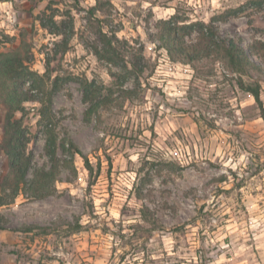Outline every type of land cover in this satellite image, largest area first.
Segmentation results:
<instances>
[{"label": "rangeland", "instance_id": "374dc122", "mask_svg": "<svg viewBox=\"0 0 264 264\" xmlns=\"http://www.w3.org/2000/svg\"><path fill=\"white\" fill-rule=\"evenodd\" d=\"M103 3L100 23L88 14L96 0H0V53L25 39L26 65L43 75L50 63L64 79L52 101L58 176L48 196L22 192L0 207V264H264V63L258 58L261 68L243 75L216 58L194 68L172 61L156 38L157 22L178 13L191 22L216 18L221 34L249 49L264 43V0ZM98 27L132 47L125 62L97 58ZM239 78L261 86V104ZM86 81L99 91L92 103ZM24 109L31 180L51 167L48 122L39 103ZM4 119L0 102V184L8 172Z\"/></svg>", "mask_w": 264, "mask_h": 264}, {"label": "trees", "instance_id": "16d2710c", "mask_svg": "<svg viewBox=\"0 0 264 264\" xmlns=\"http://www.w3.org/2000/svg\"><path fill=\"white\" fill-rule=\"evenodd\" d=\"M72 1L77 4V0ZM104 9L103 0H96V4L88 10L90 21L94 20L101 23L103 19L98 18V14ZM241 10L239 8L237 11L240 12ZM39 20L42 28L51 30L45 25L43 18ZM215 21H217L216 18L209 23L191 22L178 13L167 20H159L156 24L158 49L166 51L172 61L188 64L194 68L202 61L210 58L224 62L230 71L241 75L246 74L250 67L261 68L257 59L261 58L264 63V43H255L249 49H245L234 39L221 34L215 25ZM54 25L57 29L50 32L61 35L62 31L55 23ZM71 27L74 29L73 20H71ZM98 28L102 47L94 49L97 58L114 65L119 64L118 61L125 62L124 58L128 55V49L132 47L121 41L115 32L106 31L104 27ZM193 36H195V40H189ZM24 45L25 39H22V45L19 48L7 53H0V102L5 110L1 149L8 164L7 175L0 184V207L12 204L22 192L32 199H42L48 196L60 167L57 159L56 129L52 125V101L55 93L62 88L64 79L59 75H52L50 63H48L47 72L43 75L32 71L26 65L29 57L27 53H23L22 47ZM135 68L137 74H143V69L139 70L137 64L134 65ZM29 82H31V86L26 88V84ZM46 84H50L49 90L45 88ZM238 86L242 91L250 93L261 104L262 88L259 84L249 85L242 78H239ZM84 88V100L87 103L97 100L99 91L96 89L94 81H86ZM26 102H37L42 105V118L48 122L46 149L51 161L49 170L35 171L31 180L28 179V175L32 169V157L27 153L30 139L27 127L24 125L27 113L24 109ZM99 106L97 103L92 107L91 112H95L94 110H97ZM19 114H21L20 117H18ZM69 146L72 157L77 154L80 155L85 161V167L90 176H94L95 169L89 159L74 143L70 142ZM68 163L70 162L67 161L66 164ZM111 165L112 162L110 161ZM101 173L102 168L99 165L95 178L97 179ZM80 227L78 225L72 231L78 232ZM0 229H3L1 216ZM32 229V226H28L20 228L19 231L31 232ZM46 230L49 229L46 228Z\"/></svg>", "mask_w": 264, "mask_h": 264}]
</instances>
